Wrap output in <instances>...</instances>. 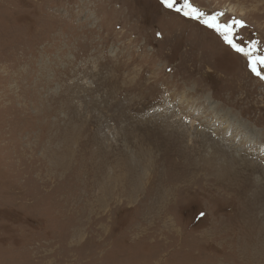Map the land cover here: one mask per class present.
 Wrapping results in <instances>:
<instances>
[{"label": "rangeland", "instance_id": "obj_1", "mask_svg": "<svg viewBox=\"0 0 264 264\" xmlns=\"http://www.w3.org/2000/svg\"><path fill=\"white\" fill-rule=\"evenodd\" d=\"M172 4L0 0V264H264V0Z\"/></svg>", "mask_w": 264, "mask_h": 264}, {"label": "snow or ice", "instance_id": "obj_2", "mask_svg": "<svg viewBox=\"0 0 264 264\" xmlns=\"http://www.w3.org/2000/svg\"><path fill=\"white\" fill-rule=\"evenodd\" d=\"M163 2L167 5V7L172 8L173 4H172V0H163ZM189 9H190V13L191 14H195L196 13V9L192 8L191 5H188ZM190 13H185V15H189ZM202 15V14H199ZM207 23V21H206ZM237 24H240L241 22L236 21ZM210 27H214L216 28L217 31H222L223 33H225L226 35L224 36L225 41L231 45L237 52L240 53H244L245 49L237 46L231 36L232 33V29L228 26H224L221 27L219 24H217L215 22V17H213V22L209 25ZM257 64L260 65H264V56H260V57H256L254 59L251 60V70L253 73H255L257 76H260L261 73L260 71L257 70Z\"/></svg>", "mask_w": 264, "mask_h": 264}, {"label": "bare ground", "instance_id": "obj_3", "mask_svg": "<svg viewBox=\"0 0 264 264\" xmlns=\"http://www.w3.org/2000/svg\"><path fill=\"white\" fill-rule=\"evenodd\" d=\"M231 65V64H230ZM200 133V132H199ZM189 134V133H188ZM194 134H196V133H194ZM202 135V134H201ZM196 136V135H195ZM191 137V136H190ZM200 138V137H199ZM197 142V141H196ZM193 149V148H192ZM222 150V149H221ZM220 150V151H221ZM184 152H186V147L184 148ZM200 152V151H199ZM226 152V151H225ZM202 155V154H201ZM198 158V157H197ZM201 170H203L201 167H199L197 164H194V163H192L191 164V167H190V169H189V173L193 176V177H195V174L197 173V172H199V171H201ZM264 170V169H263ZM262 170V171H263ZM254 173V172H253ZM264 253V252H263Z\"/></svg>", "mask_w": 264, "mask_h": 264}]
</instances>
